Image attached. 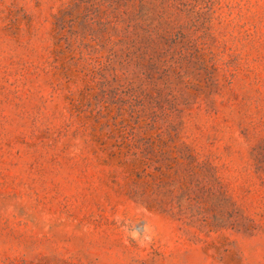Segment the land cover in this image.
Segmentation results:
<instances>
[{
    "label": "rangeland",
    "instance_id": "374dc122",
    "mask_svg": "<svg viewBox=\"0 0 264 264\" xmlns=\"http://www.w3.org/2000/svg\"><path fill=\"white\" fill-rule=\"evenodd\" d=\"M0 264H264V0H0Z\"/></svg>",
    "mask_w": 264,
    "mask_h": 264
}]
</instances>
